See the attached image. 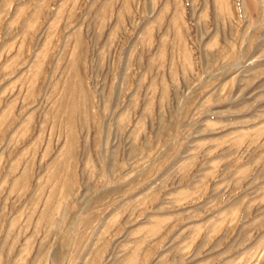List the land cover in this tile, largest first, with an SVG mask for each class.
Returning <instances> with one entry per match:
<instances>
[{"label":"rangeland","instance_id":"374dc122","mask_svg":"<svg viewBox=\"0 0 264 264\" xmlns=\"http://www.w3.org/2000/svg\"><path fill=\"white\" fill-rule=\"evenodd\" d=\"M0 264H264V0H0Z\"/></svg>","mask_w":264,"mask_h":264}]
</instances>
